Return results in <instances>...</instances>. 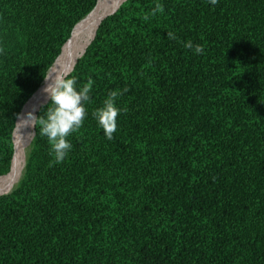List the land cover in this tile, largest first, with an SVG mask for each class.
Segmentation results:
<instances>
[{"label":"trees","instance_id":"1","mask_svg":"<svg viewBox=\"0 0 264 264\" xmlns=\"http://www.w3.org/2000/svg\"><path fill=\"white\" fill-rule=\"evenodd\" d=\"M96 3L0 0V176L17 114ZM66 76L93 81L84 122L58 165L34 129L0 194V264H264V0H125ZM125 88L109 140L92 113Z\"/></svg>","mask_w":264,"mask_h":264},{"label":"clouds","instance_id":"2","mask_svg":"<svg viewBox=\"0 0 264 264\" xmlns=\"http://www.w3.org/2000/svg\"><path fill=\"white\" fill-rule=\"evenodd\" d=\"M212 5H216L218 0H209ZM164 11L163 6L159 3L150 14H145L143 19L148 20L149 15L155 16L157 13ZM167 38L176 39V35L169 31ZM187 49H192L196 54H203V45H194L191 40L183 44ZM45 86L42 93L46 96V110L40 116L34 115L33 111H28L23 115L17 114L18 123L16 125V133L23 127L39 128V134L47 138L54 159L51 164H60L64 161L72 148L68 141V136L77 132L84 122L86 116L85 102L90 101V92L93 81L88 79L87 83L77 89V81L75 77L68 78L66 75H49L45 78ZM125 88L122 91L114 90L109 92L108 97L103 101V106L94 110L92 115L100 128H102L107 139L111 140L113 134L117 130V118L121 111L115 105V100L123 92H127ZM43 107V106H41ZM36 133H29L34 136Z\"/></svg>","mask_w":264,"mask_h":264},{"label":"bare ground","instance_id":"3","mask_svg":"<svg viewBox=\"0 0 264 264\" xmlns=\"http://www.w3.org/2000/svg\"><path fill=\"white\" fill-rule=\"evenodd\" d=\"M123 1L124 0H98V4H96L95 8L76 24L70 38L63 45L59 56L47 72L45 78L49 75H64L70 70L77 57L82 54L92 39L101 18ZM45 83L46 81L44 79L40 87L28 99L24 108H22L21 115L28 111H33L34 115H36L39 106L46 100V96L41 91ZM16 121L17 123L19 122L18 118ZM15 129L16 126L13 132L16 151L12 159L13 163L10 172L0 176V193L9 191L17 183L23 171L26 147L32 140V136H29V133H33V128L27 126L23 127L19 130L18 134Z\"/></svg>","mask_w":264,"mask_h":264},{"label":"water","instance_id":"4","mask_svg":"<svg viewBox=\"0 0 264 264\" xmlns=\"http://www.w3.org/2000/svg\"><path fill=\"white\" fill-rule=\"evenodd\" d=\"M97 1H98V0H97ZM124 1H125V0H124ZM124 1H123V2H124ZM121 3H122V2H121ZM121 3H120L116 8H114L112 11L108 12L107 14H105V15L101 18V20L104 19L105 17H107V16L113 14V13L117 10V8L121 5ZM96 4H97V3H96ZM96 4H95V6H96ZM95 6H94V7H93V8H92V9H91V10H90L85 16H87V15H88V14H89V13L95 8ZM85 16H84V17H85ZM84 17H83V18H84ZM83 18H82V19H83ZM80 20H81V19H80ZM80 20H79V21H80ZM101 20L99 21V23L101 22ZM79 21H78V22H79ZM78 22H77V23H78ZM77 23H76V24H77ZM99 23H98V25H99ZM76 24H75V26H76ZM98 25H97V27H98ZM75 26L73 27L72 31L74 30ZM97 27H96V29H97ZM95 31H96V30H95ZM71 34H72V32H71ZM71 34H70V36H71ZM94 35H95V32H94ZM94 35H93V37H94ZM93 37H92V39H93ZM69 38H70V37H69ZM69 38H68V39H69ZM68 39H67V40H68ZM92 39H91V40H92ZM67 40H66V42H67ZM91 40H90V41H91ZM66 42H65V43H66ZM65 43H64V44H65ZM89 43H90V42H89ZM89 43H88V44H89ZM64 44H63V45H64ZM62 47H63V46H62ZM86 47H87V46H86ZM61 50H62V48H61ZM84 51H85V49H84ZM84 51L82 52V54L84 53ZM82 54H80V55L77 57V59H78L79 57H81ZM57 57H58V56H57ZM57 57H56V59H57ZM56 59H55V60H56ZM77 59H76V60H77ZM55 60H54V62H55ZM76 60H75V62H76ZM54 62H53V63H54ZM75 62H74V64H75ZM53 63H52V65H53ZM74 64H73V66H74ZM52 65H51V66H52ZM51 66H50V68H51ZM73 66H72V68H73ZM50 68H49V69H50ZM72 68H71L70 70H68L64 75H67V74L72 70ZM49 69H48V71H49ZM48 71H47V72H48ZM46 75H47V73H46ZM43 80H44V79H43ZM43 80H42V81H43ZM41 83H42V82H41ZM40 85H41V84H40ZM40 85H39V86H40ZM38 88H39V87H38ZM38 88H37V89H38ZM37 89H36V90H37ZM36 90L33 92V94L36 92ZM33 94H32V95H33ZM32 95H31V96H32ZM31 96H30V97H31ZM30 97H29V98H30ZM26 102H27V101H26ZM26 102H25V103H26ZM46 102H47V99H46L42 104H45ZM42 104H41V105H42ZM23 106H24V105H23ZM39 107H40V106H39ZM14 128H15V127H14ZM13 132H14V130H13ZM33 133H34V128H33ZM13 143H14V141H13ZM12 158H13V157H12ZM1 176H2V175H1ZM7 192H9V191H7ZM7 192H3V193H7ZM3 193H0V194H3Z\"/></svg>","mask_w":264,"mask_h":264},{"label":"rangeland","instance_id":"5","mask_svg":"<svg viewBox=\"0 0 264 264\" xmlns=\"http://www.w3.org/2000/svg\"><path fill=\"white\" fill-rule=\"evenodd\" d=\"M14 137V136H13ZM32 141V140H31ZM30 145H31V142L27 145V147H26V150H25V159H26V154H27V152H28V150H29V148H30ZM24 164H25V162H24ZM10 170V169H9ZM23 172V171H22ZM7 173H9V171L7 172ZM21 176H22V174H21ZM21 176H20V178L18 179V181H17V183L12 187V189L18 184V182H19V180L21 179ZM12 189H10V190H12ZM9 190V191H10Z\"/></svg>","mask_w":264,"mask_h":264}]
</instances>
